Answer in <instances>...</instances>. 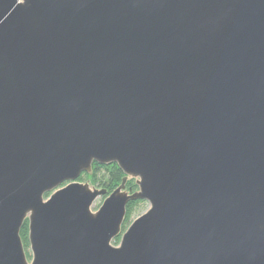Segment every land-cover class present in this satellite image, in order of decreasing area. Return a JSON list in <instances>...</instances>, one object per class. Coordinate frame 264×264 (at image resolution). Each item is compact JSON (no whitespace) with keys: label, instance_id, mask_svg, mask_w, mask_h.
I'll return each mask as SVG.
<instances>
[{"label":"water","instance_id":"95a60500","mask_svg":"<svg viewBox=\"0 0 264 264\" xmlns=\"http://www.w3.org/2000/svg\"><path fill=\"white\" fill-rule=\"evenodd\" d=\"M0 264H264V0H0Z\"/></svg>","mask_w":264,"mask_h":264},{"label":"trees","instance_id":"16d2710c","mask_svg":"<svg viewBox=\"0 0 264 264\" xmlns=\"http://www.w3.org/2000/svg\"><path fill=\"white\" fill-rule=\"evenodd\" d=\"M93 173L88 174L84 173L87 178L91 181L93 185H97L100 188H106L109 192H112L120 183L124 176L122 170L118 167L117 164L113 163L110 165H99L98 163H94ZM82 180V175L79 177ZM127 188H131L132 190L137 189V185L134 180H130L127 183ZM141 200L132 201L127 205V215L125 218V222L123 224V228L125 229L129 223H131L132 216L134 214L135 206L140 203ZM21 237L25 245L29 244L28 239V221H25L22 229H21Z\"/></svg>","mask_w":264,"mask_h":264},{"label":"rangeland","instance_id":"374dc122","mask_svg":"<svg viewBox=\"0 0 264 264\" xmlns=\"http://www.w3.org/2000/svg\"><path fill=\"white\" fill-rule=\"evenodd\" d=\"M80 182H86L88 181L89 179L87 178V176L83 173L82 174V180L78 179ZM90 181V180H89ZM135 181V180H134ZM91 183V181H90ZM92 184V183H91ZM93 185V184H92ZM94 186H97V185H94ZM99 187V186H97ZM137 190V189H136ZM135 191V190H133ZM48 196V194L46 195V197ZM107 195L105 196H101L99 198H97V200L94 202L93 206H92V210L93 211H96L103 203L104 199L106 198ZM150 204L148 201L146 200H141L140 203H138L136 206H135V209H134V214L132 216V219H131V223L134 219H136L138 216H140L141 214H143L144 212H146L149 208ZM129 223L127 225V227L131 224ZM127 227L124 229L123 228V232L127 229ZM29 230V229H28ZM22 238V237H21ZM29 239V238H28ZM120 239H121V235L119 237H117L114 241H113V244L114 245H118L119 242H120ZM23 241V240H22ZM24 244V248H25V252L28 256V259L31 260L32 258V251H31V248H30V243L26 246L25 243L23 242Z\"/></svg>","mask_w":264,"mask_h":264},{"label":"flooded vegetation","instance_id":"af4514ba","mask_svg":"<svg viewBox=\"0 0 264 264\" xmlns=\"http://www.w3.org/2000/svg\"><path fill=\"white\" fill-rule=\"evenodd\" d=\"M100 165V164H99ZM28 235H29V230H28Z\"/></svg>","mask_w":264,"mask_h":264}]
</instances>
